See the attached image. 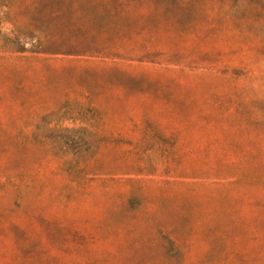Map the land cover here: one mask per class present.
<instances>
[{
  "label": "rangeland",
  "instance_id": "1",
  "mask_svg": "<svg viewBox=\"0 0 264 264\" xmlns=\"http://www.w3.org/2000/svg\"><path fill=\"white\" fill-rule=\"evenodd\" d=\"M0 264H264V0H0Z\"/></svg>",
  "mask_w": 264,
  "mask_h": 264
}]
</instances>
